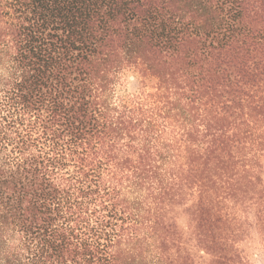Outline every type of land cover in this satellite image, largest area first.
Here are the masks:
<instances>
[{"label": "trees", "instance_id": "obj_1", "mask_svg": "<svg viewBox=\"0 0 264 264\" xmlns=\"http://www.w3.org/2000/svg\"><path fill=\"white\" fill-rule=\"evenodd\" d=\"M263 173L264 0H0V264H249Z\"/></svg>", "mask_w": 264, "mask_h": 264}, {"label": "rangeland", "instance_id": "obj_2", "mask_svg": "<svg viewBox=\"0 0 264 264\" xmlns=\"http://www.w3.org/2000/svg\"><path fill=\"white\" fill-rule=\"evenodd\" d=\"M139 81L133 72L127 73V89L135 92L138 90ZM264 175V173H263ZM248 207L251 201L248 202ZM249 224L248 236L240 242V250L249 264H264V233L259 226L257 215L254 210L246 209L244 212Z\"/></svg>", "mask_w": 264, "mask_h": 264}]
</instances>
